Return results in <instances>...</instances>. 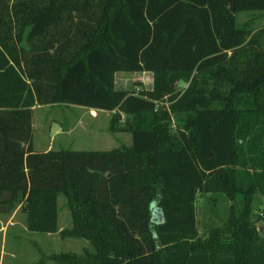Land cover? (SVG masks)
<instances>
[{
	"label": "trees",
	"instance_id": "trees-1",
	"mask_svg": "<svg viewBox=\"0 0 264 264\" xmlns=\"http://www.w3.org/2000/svg\"><path fill=\"white\" fill-rule=\"evenodd\" d=\"M243 10L264 0H0V213L19 206L27 231L89 245L28 264H264L251 218L264 195V26L237 25ZM120 71L150 72L151 86L117 88ZM50 104L108 111L107 130L131 142L35 151L32 107ZM198 193L229 201L202 232Z\"/></svg>",
	"mask_w": 264,
	"mask_h": 264
},
{
	"label": "rangeland",
	"instance_id": "rangeland-1",
	"mask_svg": "<svg viewBox=\"0 0 264 264\" xmlns=\"http://www.w3.org/2000/svg\"><path fill=\"white\" fill-rule=\"evenodd\" d=\"M235 23L240 25L248 20L251 28L264 26V12L259 10L238 11L234 15ZM114 84L117 88L137 91L140 87L151 86V74L141 72H116ZM181 84H178L180 87ZM122 115V114H121ZM110 112L102 109H92L79 105H35L32 108L31 124L33 129L32 145L41 148L46 142L48 133L52 129L57 131L73 127L66 148L86 150L101 146V139L106 136L110 139L112 133L107 130ZM173 126V124H172ZM56 143L63 139L55 138ZM67 144V141H65ZM57 149V148H56ZM209 197V196H208ZM198 196L195 201V216L199 232L212 225H220L225 219L228 210V199L216 198L211 204L210 198ZM64 198L57 196L60 204L59 220L63 225H69ZM251 218L259 217L255 222L257 232L264 237V195L256 193L252 202ZM25 215L17 206L13 212L0 213V261L1 264H28L37 260L40 253L49 255L61 251L80 253L88 244L80 238H61L58 232L42 233L31 232L25 229ZM68 222V224H67ZM70 226V225H69ZM67 226V227H69ZM205 232V231H204ZM10 253V254H9ZM14 253V254H13Z\"/></svg>",
	"mask_w": 264,
	"mask_h": 264
},
{
	"label": "crops",
	"instance_id": "crops-1",
	"mask_svg": "<svg viewBox=\"0 0 264 264\" xmlns=\"http://www.w3.org/2000/svg\"><path fill=\"white\" fill-rule=\"evenodd\" d=\"M34 107V106H33ZM32 107V108H33ZM33 128V127H32ZM73 127H69L67 130H64V129H61L59 131H57L56 129H52L51 133H48V136L46 137V142L44 143L43 146H41V148H35L33 145H32V148L33 150L35 151H46L48 149H59V148H63V149H70V150H79V149H71V148H66V146L68 145V140L70 138V134H71V131L73 130L72 129ZM32 134H33V129H32ZM57 137H60L61 139H63V142L62 143H56L55 141V138ZM108 137L104 136L100 141H101V146L100 147H97V148H91V149H86V150H108V149H111V148H114V147H118L120 145H124V146H128L131 142V137H130V134L126 131H116V132H113L112 135H110V139H107ZM65 141H67V144H65ZM206 196L208 197L209 194L208 193H205V194H200L198 193L196 195V198L198 196ZM63 197V196H62ZM64 198V197H63ZM196 198H195V201H196ZM218 199L222 198L221 196L217 197ZM229 202V201H228ZM64 203V206H65V199L63 201ZM214 205H215V202H214ZM66 208V213H67V218L70 219L69 217V211L67 209V207L65 206ZM11 212V211H10ZM13 212V210H12ZM60 213H61V210H60V204L58 205L57 203V229L60 230L61 228L63 227H67L70 225H63L61 224L60 220H59V217H60ZM153 219L155 218H160V214L159 212L157 211L156 208L153 209ZM25 220V219H24ZM70 222V220H69ZM68 224V222H67ZM85 241V240H84ZM86 242V241H85ZM87 243V242H86ZM88 244V243H87ZM89 246V245H88ZM10 254V253H9ZM14 254V253H13ZM0 264H1V261H0Z\"/></svg>",
	"mask_w": 264,
	"mask_h": 264
}]
</instances>
